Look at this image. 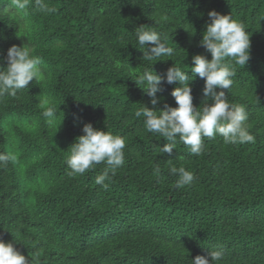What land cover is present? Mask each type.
Segmentation results:
<instances>
[{"label": "trees", "instance_id": "obj_1", "mask_svg": "<svg viewBox=\"0 0 264 264\" xmlns=\"http://www.w3.org/2000/svg\"><path fill=\"white\" fill-rule=\"evenodd\" d=\"M48 2L56 12L30 4L25 16L0 0V66L9 47L27 43L44 72L16 97L0 98V153L16 157L0 168V240L33 264H191L217 247L224 253L217 264H264V0ZM212 10L250 35V58L232 64L234 83L224 91L246 107L255 140L204 137L196 156L177 138L171 153L160 152L169 142L134 116L153 105L131 80L132 69L151 66L133 31L151 26L175 49L152 62L155 73L173 65L193 75V56L211 59L200 41ZM189 83L200 107L204 80L195 75ZM178 86L162 83L155 110L177 107L171 91ZM47 107L58 110L53 124L42 115ZM88 123L126 141L125 163L105 181L107 190L95 183L103 163L67 175L68 148ZM170 166L193 172L192 185L177 189Z\"/></svg>", "mask_w": 264, "mask_h": 264}, {"label": "clouds", "instance_id": "obj_2", "mask_svg": "<svg viewBox=\"0 0 264 264\" xmlns=\"http://www.w3.org/2000/svg\"><path fill=\"white\" fill-rule=\"evenodd\" d=\"M12 7L25 16L30 4L45 14L56 12L48 0H11ZM209 21L205 25L200 44L210 53L211 59L204 55L192 57L191 73L179 66L169 67L163 76L152 69V62L160 57H171L175 49L168 46V38L151 26L141 25L133 32L139 49L143 51V60L149 62L150 67L143 71L132 69V79L136 86L150 98L153 108L142 104L134 112L136 118H143V125L147 132L159 134L169 143L159 147L160 152L171 153L176 148L177 138L186 145L191 154L199 156L204 151L203 138L214 139L217 135L223 138L225 144L252 143L255 137L250 133L246 124L248 112L242 104L229 101L224 90L232 88L236 75L232 64L244 66L250 58V35L245 25L231 15H221L212 10L208 12ZM147 45V49H146ZM6 67L0 66V98L16 97L17 91L28 88L30 82L40 79L43 75L42 59L32 54L31 46L12 45L7 49ZM195 75L204 80L202 93L205 100L200 107L192 103L190 81ZM162 83L169 85L178 83L171 91L177 107L164 105L162 110H155L159 100L156 96L162 90ZM221 89V91H216ZM211 97V103L207 98ZM57 108L47 107L42 115L49 124H53L57 117ZM61 124V123H60ZM59 124V125H60ZM58 125V126H59ZM57 126V129H58ZM83 135L76 137L68 148L65 162L69 171L67 175H84L98 164H105L103 171L96 176L95 183L105 190L111 176L125 163V138L118 134L94 129L90 123L84 124ZM16 157L11 153H0V168L9 162H15ZM171 174L177 176L175 187L182 189L191 186L195 176L185 167L170 166ZM161 174L159 164H154L153 175L157 178ZM206 251V250H205ZM208 252V251H206ZM223 249L217 247L209 251L208 256L197 255L191 264H217L223 260ZM0 264H33L17 251L13 243L0 240Z\"/></svg>", "mask_w": 264, "mask_h": 264}]
</instances>
